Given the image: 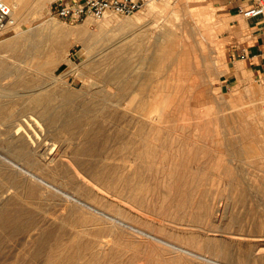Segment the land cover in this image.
Wrapping results in <instances>:
<instances>
[{"label": "rangeland", "instance_id": "obj_1", "mask_svg": "<svg viewBox=\"0 0 264 264\" xmlns=\"http://www.w3.org/2000/svg\"><path fill=\"white\" fill-rule=\"evenodd\" d=\"M156 1L154 10L146 4L130 15L87 18L91 31L102 29L103 36L87 50L81 42L67 45L53 63L47 61L52 49L26 46L29 31L38 30L45 19L64 27L87 19L57 17L51 0L42 17H28L27 10L19 13L17 25L20 21L27 28L26 36H17V25L0 33V190L7 192L0 201L6 199L4 208L15 215L0 225V264H55L59 258L56 264H264V73L239 55L236 46L248 41L242 27L252 23L240 15L238 24L222 0ZM145 24L150 31L163 33L166 27L172 33L161 40L160 102L155 97L157 82L143 83L137 74L153 72V64L147 58L142 61L141 55L155 52L157 46L146 36V44H137L135 38L143 32L122 39ZM13 38L18 43L7 45ZM186 53L187 61L182 60ZM116 56L130 58L138 69L133 72L138 89L149 87L142 108L159 116L155 125L148 114L142 129L130 121L126 103H138V94L122 93L126 97L121 104L117 86L94 82L98 70L112 67ZM75 62L81 67L74 68ZM129 75L123 80L133 78ZM66 91L76 98L69 100ZM78 100L95 103L94 136L100 139L84 137V128L77 125L63 129L60 121L57 127L47 123V106L78 109ZM4 155L132 226L68 200ZM29 221L32 228L13 230L14 224L25 227Z\"/></svg>", "mask_w": 264, "mask_h": 264}, {"label": "bare ground", "instance_id": "obj_2", "mask_svg": "<svg viewBox=\"0 0 264 264\" xmlns=\"http://www.w3.org/2000/svg\"><path fill=\"white\" fill-rule=\"evenodd\" d=\"M11 4H12V14H13V16H14V18H15V20H16V24L15 25H17V19H18V15H19V13H21V12H24V11H28V13H29V16L28 17H34V18H36V17H40L41 15H43L44 13H46V12H48L49 11V9H48V7H47V5H48V3L51 1V0H8ZM148 5H149V9L150 10H154L155 8H157V6H158V3H157V1L156 0H153V1H150V2H148L147 3ZM192 10V9H191ZM27 13V12H26ZM25 14V13H24ZM177 14V13H176ZM178 15V14H177ZM179 16V15H178ZM42 17V16H41ZM91 18V17H90ZM92 20V19H91ZM19 21V20H18ZM166 21V20H165ZM164 21V22H165ZM186 21V20H185ZM89 22H90V19H87L86 20V22H84V24H80V25H78V26H73V27H64L63 25H61V24H59L58 22H56L55 20H50V19H45V20H43L40 24H39V29L38 30H35V31H29V33L27 34V36H26V32H27V28H24V26H22L21 24V22L19 21L18 22V25H17V28H18V30H17V36L18 37H20V36H26V46L27 47H29L30 49H32V50H36V49H42V51H43V49H48V48H50V49H52L53 51L52 52H50L49 54H48V56H47V61H48V63H53L54 61H57L58 60V58H59V55L63 52V50L65 49V47L67 46V45H72V44H74V43H76V42H81L82 44H83V49H89L90 47H91V45H93L92 44V42L94 41V40H97V39H99V38H101L102 36H103V31H102V29H99L98 31H96V32H93V31H91V29H90V27H89ZM167 22H168V20H167ZM166 23V22H165ZM91 24V23H90ZM164 24V23H163ZM167 24H169V23H167ZM170 25V24H169ZM162 29H164L162 32L163 33H156L155 32V30H149L148 29V27H146V24L145 25H142V26H140V27H137V28H133V30H132V32H130V33H127V34H124L123 35V37H122V39H124V40H126L127 41V39H129V37L128 36H130L131 34H133V33H141V32H143V36H138L137 38H135V41L137 42V44H139V45H143V43H145L144 42V38H145V36H146V38H148V41H151L153 44L152 45H154V47L155 46H157L156 48H155V52H153V53H146V54H144V55H141V59H142V61L145 59V58H147L152 64H153V67H154V70H153V72L152 73H147V72H145V71H139L137 74H140V76H141V79L143 80V83H145L146 82V80L147 79H152L151 81H156L157 82V84L156 85H154V87H155V90H156V92H157V95H156V93H155V97H156V99H157V101L155 100V99H153L154 101H156V102H158L159 101V98H160V93H159V90H160V87H159V84H161V82L159 83V79H161V78H159L158 79V72H159V66H158V62H159V60L163 57L162 56V54H161V49H162V46H163V41L161 42V40L162 39H166V37H167V39H169V37L170 36H167V35H171L172 33H171V31L170 30H166V27H164V28H162ZM161 32V31H160ZM167 34V35H166ZM137 36V35H136ZM135 36V37H136ZM165 37V38H164ZM134 38V37H133ZM153 38V39H152ZM188 38V37H187ZM186 38V39H187ZM121 39V40H122ZM120 40V41H121ZM189 40V39H188ZM199 40V39H198ZM146 41V40H145ZM195 41V40H194ZM16 39H11V40H9L8 42H7V45H15L16 44ZM133 42V41H132ZM199 42V44H200V41H198ZM197 42V43H198ZM5 43H6V41H5ZM18 43V42H17ZM20 43H22L23 44V42H20ZM147 43V42H146ZM145 43V44H146ZM195 43V42H194ZM144 44V46L143 47H145L146 45ZM196 44V43H195ZM196 46V45H195ZM199 46H201V44L199 45ZM110 47V46H109ZM194 47V46H193ZM139 48H140V46H139ZM177 48V47H176ZM200 49H202L203 50V47L201 46V47H199ZM104 49H106V48H104ZM103 49V50H104ZM147 49V48H146ZM182 49H183V47H182ZM141 50V49H140ZM153 50V49H152ZM152 50L150 51V52H152ZM37 51V50H36ZM105 51V50H104ZM142 51H144V50H142ZM101 52H103V51H101ZM183 52V51H182ZM34 53V52H33ZM44 53H45V51H44ZM112 53V52H111ZM40 54V53H39ZM115 54V53H114ZM136 54H137V52H136ZM187 55L186 56H184V54H182L184 57L182 58V60H185V61H187V59H188V55H189V53H186ZM96 55V54H95ZM193 55V54H192ZM205 54L203 53V56H204ZM42 56V55H41ZM95 57V56H94ZM94 57L92 56V58L94 59ZM111 57V56H110ZM182 57V56H181ZM98 59V58H97ZM115 59V58H114ZM133 59V58H132ZM137 60V59H136ZM178 60V59H177ZM205 60H206V58H205ZM88 61V60H87ZM99 61V60H98ZM164 61V60H163ZM202 61V60H201ZM108 62H110V58L108 59ZM133 62H135V61H133ZM106 63H107V60H106ZM182 63V62H181ZM205 63V62H204ZM72 64V63H71ZM163 64H164V62H163ZM183 64V63H182ZM37 65H40V64H37ZM82 65V64H81ZM136 65H138V64H136ZM168 65V64H167ZM187 65V64H186ZM73 66H74V68H78L79 67V65H78V63H76L75 62V64H73ZM164 66V65H163ZM169 66V65H168ZM183 66L184 67H186L184 64H183ZM81 67V66H80ZM79 67V68H80ZM173 67V66H172ZM194 67H196L195 65H194ZM169 68V67H168ZM171 68V67H170ZM187 68H188V66H187ZM186 68V69H187ZM6 69V68H5ZM135 67L133 68V66H132V61H131V59L130 58H128V57H122V56H116V59H115V61H114V64H113V66L112 67H110V68H108V69H101V70H98V76L96 77V79H95V83L96 84H98L99 85V82H102V84L103 85H115V86H117V88L119 89V92H118V94L119 93H123V94H125V92H130V94H135L134 95V97L135 96H137L136 94H138L139 95V99H138V103H134V102H132L131 100H129L127 103H126V105L128 106V110H129V112H130V114H131V116H130V118H131V120L130 121H134V122H136L139 126H140V128L142 129V125H143V123H144V119H145V117L147 116V112H145V108L143 107L142 108V105H143V103L145 102V100H146V94H144V91L145 90H148L149 89V87L147 86H144L143 87V89H140V87H139V89H138V87L136 86V82H135V78H134V76H136L134 73H135V70L136 71H138V69H135ZM173 69V68H172ZM185 69V70H186ZM189 69V68H188ZM187 69V70H188ZM194 69H196V68H194ZM11 70V69H10ZM76 71V70H75ZM192 71V70H191ZM196 71H197V69H196ZM4 72V71H3ZM134 72V73H133ZM162 72V71H161ZM173 72V71H172ZM189 72H190V70H189ZM195 72V71H194ZM201 72V71H200ZM5 73H7V72H5ZM125 73H129L130 75L129 76H131L132 75V77L133 78H130V79H127V80H123V75L125 74ZM170 72H168V74H169ZM186 73H188V72H186ZM199 73V72H198ZM161 74H163V73H161ZM171 74V73H170ZM193 74V73H192ZM172 75V74H171ZM170 75V76H171ZM191 75V74H190ZM164 76H166V73H165V75ZM185 76H187V74L185 75ZM160 77V76H159ZM182 78H183V75H182ZM186 78V77H185ZM59 79V78H58ZM164 79V78H163ZM122 80H123V82H122ZM167 80H169V79H167ZM170 80H171V78H170ZM174 81V80H173ZM53 82V81H52ZM174 83V82H173ZM173 83H171V84H173ZM91 86H92V82H90L89 83ZM53 85V84H52ZM175 85V84H174ZM33 86V85H32ZM94 86V85H93ZM163 86H164V84H163ZM169 86H170V84H169ZM172 87H173V85H172ZM89 88V87H88ZM21 89V88H20ZM162 89V88H161ZM164 90H165V88H163ZM173 89V88H172ZM36 90V89H35ZM138 90H140V92L138 91ZM24 91V90H23ZM32 91V90H31ZM33 92V91H32ZM49 92V91H48ZM53 92V91H52ZM66 92H69V91H66ZM112 92V91H111ZM145 92H147V91H145ZM177 92V91H176ZM50 93V92H49ZM54 93V92H53ZM58 93H60V92H58ZM57 93V94H58ZM64 93V92H63ZM117 93V92H116ZM172 93V92H171ZM24 94V93H23ZM34 94H37V91H34ZM67 94V93H66ZM77 94V93H76ZM122 94V95H123ZM128 94V93H127ZM169 94H170V92H169ZM80 95V94H79ZM17 96V95H16ZM53 96H55V95H53ZM57 96V95H56ZM59 96V95H58ZM64 96V95H63ZM67 96H69L70 97V99L69 100H71V98L73 99H75L76 97H75V93L74 92H69L68 94H67ZM126 97V95H123L122 97H121V95L120 96H118V98H117V101H119V103H121L122 102V100L121 99H123V97ZM170 96V95H169ZM172 96V95H171ZM89 97V96H88ZM154 97V98H155ZM66 98V97H65ZM68 98V97H67ZM131 98V97H130ZM48 99V98H47ZM51 99V98H50ZM125 99V98H124ZM162 99V98H161ZM166 99V98H165ZM172 99V98H171ZM49 100V99H48ZM57 100V99H56ZM127 100V99H126ZM163 100V99H162ZM167 100H168V98H167ZM52 100H50V102H51ZM79 101V100H78ZM97 101V100H96ZM99 101V100H98ZM116 101V100H115ZM161 101V100H160ZM159 101V102H160ZM165 101V100H164ZM48 102V101H47ZM49 102V103H50ZM76 102V101H75ZM74 102V103H75ZM80 102V101H79ZM105 102V101H104ZM124 102V101H123ZM122 102V103H123ZM53 103V102H52ZM69 103L71 104V102L69 101ZM74 103H72V104H74ZM109 103V102H108ZM121 103V104H122ZM165 103V102H164ZM167 103H168V101H167ZM56 104V103H55ZM65 104V103H64ZM64 104H61L62 105V107H65L64 106ZM70 104H67V105H70ZM94 102L93 101H90V100H84L83 102H80V104H79V106L77 107L78 109H72V108H70L69 106L68 107H66L65 109H62V110H58V109H56V108H54V107H51L52 105H49V106H47L46 104H44V105H46L47 107H48V109L47 108H45L44 110V115L46 116V120H47V123L49 124V125H55V123L57 124H59V121H60V124H61V126H62V128L63 129H70L73 125H77L76 127H79V128H84L83 130L86 132V133H84V137H89V139H90V137L91 138H93V137H98L97 135L96 136H94L95 135V133L94 132H96L95 131V125H96V123H97V121H98V115H97V112H96V110H95V106H94ZM175 104H176V102H175ZM43 105V106H44ZM53 105H54V103H53ZM60 105V104H59ZM58 105V106H59ZM77 105H78V103H77ZM147 105V104H146ZM161 105H162V102H161ZM169 105H171V104H169ZM45 106V107H46ZM145 106V105H144ZM160 106V105H159ZM116 107V106H115ZM123 107V106H122ZM166 107V106H165ZM164 107V108H165ZM172 107H173V104H172ZM59 108V107H58ZM120 108H121V106H120ZM177 108V107H176ZM163 109V108H162ZM168 109H169V107H168ZM171 109V108H170ZM41 110H42V108H41ZM127 110V109H126ZM40 111V110H39ZM106 111V110H105ZM124 111H125V109H124ZM152 111V110H151ZM169 111V110H168ZM107 112H108V110H107ZM123 112V111H122ZM164 112V111H163ZM170 112V111H169ZM8 113H10V112H8ZM103 113V112H102ZM172 113V112H171ZM12 114V113H11ZM129 115V114H128ZM107 116V115H106ZM118 116V115H117ZM148 116H152L151 117V120L153 121V124L155 125V122H157V118L159 117V116H153V115H151V114H148ZM161 116V115H160ZM112 117H113V114H112ZM125 117V116H124ZM162 117H164V116H162ZM34 118V117H33ZM170 118V117H169ZM4 119V118H3ZM35 119H37L36 117H35ZM115 119V118H114ZM121 119V118H120ZM127 119V118H126ZM44 121H45V118L43 119ZM112 120V119H111ZM117 120H119V119H117ZM39 121V120H38ZM110 121V120H109ZM120 121V120H119ZM119 121H116V122H119ZM152 121H151V124H152ZM102 122V121H101ZM159 122V121H158ZM98 124V123H97ZM127 124V123H126ZM163 124V123H162ZM107 125V124H106ZM105 125V126H106ZM116 125H118L117 123H116ZM128 125V124H127ZM133 125V124H132ZM108 126V125H107ZM111 126V125H110ZM122 126V125H121ZM54 127H57L56 125L54 126ZM97 127V126H96ZM109 127V126H108ZM113 127V126H112ZM115 127V126H114ZM157 127V126H156ZM26 128V127H25ZM86 128H88L87 130H86ZM101 128V127H100ZM119 128V127H118ZM122 128V127H121ZM124 128V127H123ZM106 129V128H105ZM108 129V128H107ZM117 129V128H116ZM115 129V130H116ZM130 129V128H129ZM131 129H132V127H131ZM137 129V128H136ZM159 129V128H158ZM51 130H52V128H51ZM82 130V131H83ZM119 130V129H118ZM28 131H29V129H28ZM48 131V134L49 133H51V131L49 132V130H47ZM83 131V132H84ZM103 131V130H102ZM122 131V130H121ZM144 131V130H143ZM18 132V131H17ZM104 132H105V130H104ZM114 132H116V131H114ZM125 132V131H124ZM123 132V133H124ZM134 132V131H133ZM28 133V132H27ZM55 133V132H54ZM58 133V132H57ZM82 133V132H81ZM107 133V132H106ZM141 133V132H140ZM74 134V133H73ZM142 134V133H141ZM146 134V133H145ZM162 134H163V132H162ZM55 135V134H54ZM102 135V134H101ZM113 135V134H112ZM115 135H116V133H115ZM119 135H120V133H119ZM122 135V134H121ZM156 135V134H155ZM105 136V135H104ZM106 136H109V135H106ZM123 136V135H122ZM159 136V135H158ZM37 137V136H36ZM112 137V136H111ZM120 137V136H119ZM126 137H127V135H126ZM160 137V136H159ZM99 138V137H98ZM161 139H162V137H160ZM168 138V137H167ZM197 138V137H196ZM195 138V139H196ZM28 139V138H27ZM97 139V138H96ZM100 139V138H99ZM130 139V138H129ZM148 139V138H147ZM154 139V138H153ZM30 140V139H29ZM32 140L33 141H36L34 138H32ZM101 140H104V139H101ZM122 140H124V139H122ZM140 140V139H139ZM152 140V139H151ZM160 140V139H159ZM169 140V139H168ZM47 141H49V140H47ZM112 141H114V140H112ZM116 141V140H115ZM130 141V140H129ZM161 142V141H160ZM154 143V142H153ZM156 143V142H155ZM180 143V142H179ZM156 144H158V142L156 143ZM160 144V143H159ZM146 145V144H145ZM162 145V144H161ZM172 145V144H171ZM152 146H153V144H152ZM164 146V145H163ZM26 152V151H25ZM27 153V152H26ZM144 153V152H143ZM143 153H142V155H143ZM147 154V152L146 153H144V155L143 156H145ZM46 155V154H45ZM150 156V155H149ZM4 157L5 158H7L16 168H19V169H21L26 175H28V176H31V177H33L34 179H36L38 182H40V183H43V184H45L48 188H50V189H53L54 191H56V192H58V193H61L62 195H64L66 198H68V200H71V201H73V202H75V203H77V204H81V205H83V206H85V207H87V209L89 208V210H91L92 212H94V213H97V214H99V215H102V216H105V217H107L108 219H111L112 221H115V222H117L118 224H121V225H127V226H132V225H129L128 223H126L125 222V220H123V219H121L120 217H118L117 215H113V214H111V213H109L108 211H106V210H103L102 208H100L99 206H97V205H95V204H92V203H90V202H88V201H86V200H84V199H82V198H80V197H78V195H75V194H73V193H71V192H69V191H67V190H65L64 188H62V187H60L58 184H55L54 182H52V181H50V180H48L47 178H45L43 175H40L39 173H37V172H34L33 170H31V169H29V168H27V167H25V166H23L22 164H21V162H18V161H16L15 159H12V158H10V157H7V156H5L4 155ZM146 157V156H145ZM32 164V163H31ZM177 166V165H176ZM171 167V166H170ZM151 169H152V166H151ZM179 170V169H178ZM172 172V171H171ZM186 172V171H185ZM198 173H200V172H198ZM190 174V173H189ZM177 175H178V173H177ZM185 176V175H184ZM191 176V175H190ZM185 178V177H184ZM189 178V177H188ZM35 180V181H36ZM178 180H179V178H178ZM186 180V179H185ZM36 181V182H37ZM184 180H182V182H183ZM190 183V182H189ZM179 184H181V183H179ZM182 184H184V183H182ZM2 185H3V183H2ZM8 185V184H7ZM11 185V184H10ZM9 185V186H10ZM194 185V184H193ZM4 186H6V184L4 185ZM3 186V187H4ZM179 186V185H178ZM182 186V185H181ZM188 186H189V184H188ZM2 187V188H3ZM8 187V186H7ZM187 187V186H186ZM192 187V186H191ZM195 187V186H194ZM193 187V188H194ZM6 188V187H5ZM10 188V187H9ZM184 189V188H183ZM192 190V189H191ZM7 191H8V188H7ZM33 191H35V190H33ZM0 197L2 196V195H4V193H7L6 192V190L5 191H3V189H1L0 190ZM28 193V192H27ZM200 194V193H199ZM198 194V195H199ZM13 195V194H12ZM201 196V195H200ZM193 197V196H192ZM30 198V197H29ZM198 198V197H197ZM192 200V199H191ZM194 200V199H193ZM7 200L6 199H3V200H1L0 201V225L1 226H5L6 224L3 222L4 220H6L9 216H15V215H11L10 213H8V211L4 208L5 206H8V204H7ZM195 202V201H194ZM9 203H10V201H9ZM11 204V203H10ZM64 207H65V205H64ZM223 207V206H222ZM5 211H7L6 213H5ZM31 215V214H30ZM33 216V215H32ZM28 217H30V216H28ZM34 217V216H33ZM14 219H16L17 217H13ZM32 218V217H31ZM31 218H29V219H31ZM9 219V218H8ZM35 219V218H34ZM33 221V220H32ZM32 221H29V223H27V224H25V227L24 226H22V225H20V224H22V223H20V224H14V227H13V230H15V229H20V228H23V230H26L27 228H30L32 225H33V222ZM16 222V221H15ZM24 225V224H23ZM31 225V226H30ZM35 225V224H34ZM9 228V227H8ZM32 228V227H31ZM135 229V228H134ZM49 233V232H48ZM48 233H46V234H48ZM30 234V233H29ZM146 234H147V232H146ZM150 236H152V234L150 235ZM156 237V236H155ZM24 238V237H23ZM60 238V237H59ZM153 238H154V236H153ZM157 239H158V237H157ZM160 239V238H159ZM161 240V239H160ZM62 241V240H61ZM92 241V240H91ZM162 242H164V243H166V244H168V245H170V246H172V247H175V248H177V249H180V250H182V251H186V252H190V253H192V251H188V249H185L184 247H180L179 245H174V244H172V243H170V242H167V241H163V240H161ZM58 243V242H57ZM72 243V242H71ZM70 243V244H71ZM78 243V242H77ZM93 243V242H92ZM96 243V242H95ZM100 243V242H99ZM60 244H62V242H60ZM29 245V244H28ZM63 245H64V243H63ZM73 245V244H72ZM90 245H92V244H90ZM42 246H44L43 244H42ZM41 246V247H42ZM74 246V245H73ZM76 246V248H77V245H75ZM85 246V245H84ZM82 247V248H86V246L85 247ZM93 246V248H94V245H92ZM95 246H98V244L96 245L95 244ZM18 247V246H17ZM54 247V246H53ZM52 247V248H53ZM44 248V247H43ZM51 248V247H50ZM49 248V249H50ZM51 248V249H52ZM79 248V247H78ZM92 248V249H93ZM55 249H56V247H55ZM63 249H65V248H63ZM89 249V248H88ZM87 249V250H88ZM98 249H99V246H98V248L97 249H95V250H97L98 251ZM103 249H104V247H103ZM47 250V249H46ZM54 249H52V251H53ZM78 250V249H77ZM82 250V249H81ZM61 251V250H60ZM79 251V250H78ZM84 251H86V249L85 250H83V252L82 253H84ZM90 251L92 252V250H91V248H90ZM89 251V252H90ZM57 252V251H56ZM62 252V251H61ZM80 252V251H79ZM90 252V253H91ZM42 253V252H41ZM53 253H55V252H53ZM57 253H60L59 251L57 252ZM57 253H56V258H57ZM81 253V254H82ZM86 253H88V252H86ZM85 253V254H86ZM99 253V252H98ZM101 253H102V251H101ZM51 254V253H50ZM62 254H63V252H62ZM92 254V253H91ZM97 254V253H96ZM109 254V253H108ZM60 255V254H59ZM70 255V254H69ZM79 255H80V253H79ZM102 255V254H101ZM110 255V254H109ZM198 255V254H197ZM54 256V255H53ZM62 256H65V255H62ZM61 256V258L62 259H65V258H63ZM94 256V257H93ZM92 257L95 259H97V257L95 256V254L93 255ZM106 256V255H105ZM68 257V256H67ZM70 257H71V255H70ZM69 257V258H70ZM102 257V256H101ZM109 257V256H108ZM200 257H202V256H200ZM48 258V257H47ZM69 258H66V259H68V261H69ZM80 258V257H79ZM81 258H83L82 256H81ZM86 258V257H85ZM92 258V259H93ZM107 258V257H106ZM204 260L205 259H208V257H204L203 258ZM49 260V259H48ZM56 260V259H55ZM59 260H61L60 258H59ZM59 260H57V262L59 261ZM73 260V259H72ZM71 260V261H72ZM100 260V259H99ZM102 260V259H101ZM211 260V259H210ZM209 260V261H210ZM66 261V260H65ZM96 261V260H95ZM51 262V261H50ZM57 262H55V264L57 263ZM60 262V261H59ZM100 262V261H99ZM102 262H104V260L102 261ZM108 262V261H107ZM45 263H47V262H45ZM52 263V262H51ZM90 263V262H89ZM97 263H98V261H97ZM112 263V262H111ZM217 263H218V261H217ZM220 263V262H219ZM52 264H54V263H52ZM60 264V263H59ZM71 264H72V262H71ZM95 264V263H94ZM106 264V263H105ZM112 264H114V263H112ZM216 264V263H215Z\"/></svg>", "mask_w": 264, "mask_h": 264}, {"label": "built area", "instance_id": "obj_3", "mask_svg": "<svg viewBox=\"0 0 264 264\" xmlns=\"http://www.w3.org/2000/svg\"><path fill=\"white\" fill-rule=\"evenodd\" d=\"M150 1L153 0H53L51 8L57 17L75 22L89 17L103 19L111 14L130 15ZM238 12L247 17L264 15V0H252L248 6H239ZM15 24L12 4L0 0V33L11 30Z\"/></svg>", "mask_w": 264, "mask_h": 264}, {"label": "crops", "instance_id": "obj_4", "mask_svg": "<svg viewBox=\"0 0 264 264\" xmlns=\"http://www.w3.org/2000/svg\"><path fill=\"white\" fill-rule=\"evenodd\" d=\"M224 6L229 14L235 16L238 24H241L239 6H248L252 0H222ZM243 16V15H242ZM244 19L249 20L252 25L249 28L242 27V32L247 40L241 41L237 44L238 54L248 59L251 66L256 71L264 73V15L257 17L243 16ZM239 35V34H238Z\"/></svg>", "mask_w": 264, "mask_h": 264}]
</instances>
